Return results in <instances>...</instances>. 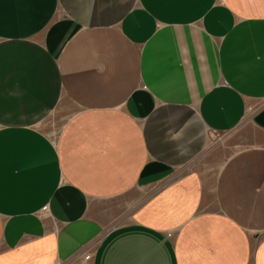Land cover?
<instances>
[{
  "label": "crops",
  "instance_id": "0c3cea01",
  "mask_svg": "<svg viewBox=\"0 0 264 264\" xmlns=\"http://www.w3.org/2000/svg\"><path fill=\"white\" fill-rule=\"evenodd\" d=\"M0 264H264V0H0Z\"/></svg>",
  "mask_w": 264,
  "mask_h": 264
},
{
  "label": "rangeland",
  "instance_id": "374dc122",
  "mask_svg": "<svg viewBox=\"0 0 264 264\" xmlns=\"http://www.w3.org/2000/svg\"><path fill=\"white\" fill-rule=\"evenodd\" d=\"M44 128L48 131V133L53 134L59 128V124H57L54 120V117L48 119L47 123L43 125Z\"/></svg>",
  "mask_w": 264,
  "mask_h": 264
}]
</instances>
